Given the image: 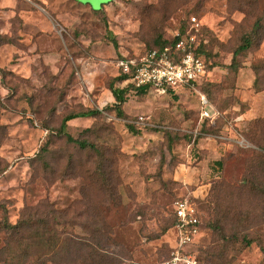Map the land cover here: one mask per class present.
<instances>
[{
	"label": "rangeland",
	"instance_id": "1",
	"mask_svg": "<svg viewBox=\"0 0 264 264\" xmlns=\"http://www.w3.org/2000/svg\"><path fill=\"white\" fill-rule=\"evenodd\" d=\"M263 13L264 0H0V220L15 222L26 207L40 215L71 208L77 222L106 223L102 245L118 264H162L175 241L174 202L190 197L210 223L219 198L232 213L221 235L206 229L193 247L201 264H219L211 254L220 244H229L230 264H264V158L249 150L262 135L246 134L264 118L251 68L264 64V20L239 69L229 68ZM193 16L211 63L207 81L175 95L121 82L120 56L193 28ZM111 86L126 90L125 119ZM201 92L214 119L201 117ZM86 109L100 115L73 119L67 130L98 151L56 131L67 113Z\"/></svg>",
	"mask_w": 264,
	"mask_h": 264
},
{
	"label": "trees",
	"instance_id": "2",
	"mask_svg": "<svg viewBox=\"0 0 264 264\" xmlns=\"http://www.w3.org/2000/svg\"><path fill=\"white\" fill-rule=\"evenodd\" d=\"M257 1V0H255ZM108 4V3H106ZM102 8L98 10H93L95 12H100ZM264 15V13H263ZM258 16L256 21L253 24V31L242 38L241 44L238 45L234 51L233 58L229 64V68L237 71L240 67L239 61H237L238 56L247 51H249L254 45V33L259 32V29L263 27L264 16ZM184 28H180V32L184 33ZM179 36H174L171 40L165 39L163 43H158L155 48H163L165 46H174L176 40ZM11 41H4L3 44H9ZM196 52L201 54L203 52L202 46L197 47ZM202 55V54H201ZM68 56L65 57L67 60ZM128 57V56H120ZM205 58V57H204ZM205 62L208 61L207 57ZM210 62H207L208 74L195 82L201 86L210 73ZM252 70L255 73V79L253 82V87L256 92L264 90V74L260 75L262 69H264V64L255 63L251 66ZM4 69L0 67V72L4 73ZM121 82L125 80V76L119 75ZM131 88L137 90L139 94H143L146 91L152 90L149 86L136 87L131 84H126ZM263 85V86H262ZM116 99V111L117 115L120 118L125 119L126 115L122 108L119 106L126 102L124 93L125 89H117L111 86ZM203 93V92H201ZM170 95H175L176 91L169 89L168 93ZM205 94V93H203ZM205 96L208 98L207 94ZM209 100V98H208ZM100 115L98 110L95 109H86L81 112L67 113L61 118V123L59 124L56 131L59 135L65 136L69 143H74L78 146L80 150L92 149L98 151V147L91 143L87 139L75 138L67 130L68 122L79 118V117H97ZM254 125L252 128L246 130V134L251 138V135L260 133L262 135L261 141L251 140L252 143H255L257 150L249 149L254 151L253 153L262 156L264 158V118H255L252 121ZM130 132H134V126L129 123L127 124ZM254 141V142H253ZM256 156V158H261ZM264 168V159L261 160ZM216 166L221 169L224 167L225 161L223 158H220L215 161ZM252 166V165H251ZM244 182H248L245 180ZM215 221L205 223L203 219V212L200 211L201 224L200 229L202 231L206 229H212L218 232L220 235L223 233L222 224L227 220L228 215L232 213V210L228 207L221 209L219 198L216 202ZM0 209L4 212V205L0 204ZM28 207L22 211V214L15 222L9 221V219L4 216L0 220V230L4 233V244L0 247V264H118V258L115 253H110L104 249L102 242L106 238L105 229L107 228L106 223L100 220H97V224L88 225L86 222H77L74 220L73 216H69L71 213V208L67 210H53L48 213L40 215L38 212L29 210ZM174 209L171 212L172 217V228L175 225L176 218L174 217ZM173 246V245H172ZM171 246V247H172ZM229 244L217 246L216 251L211 254L212 259L216 258L219 260V264H230V259L228 258V247ZM170 247V249H171ZM264 252V246L261 247ZM167 259V258H166ZM165 259V260H166ZM164 262V260H163ZM163 264V263H162Z\"/></svg>",
	"mask_w": 264,
	"mask_h": 264
},
{
	"label": "built area",
	"instance_id": "3",
	"mask_svg": "<svg viewBox=\"0 0 264 264\" xmlns=\"http://www.w3.org/2000/svg\"><path fill=\"white\" fill-rule=\"evenodd\" d=\"M193 28L184 33L177 32L174 46L152 48L138 56L117 59L123 81L136 87L149 86L157 94H166L169 89L179 86H195V82L208 74L207 62L196 49L199 44L196 34L199 30L197 17H191ZM194 29V30H192ZM202 118L214 119L215 113L205 94L200 93ZM173 230L175 241L170 254L163 264H201L197 251L193 248L203 231L200 229V209L190 197H181L174 202Z\"/></svg>",
	"mask_w": 264,
	"mask_h": 264
},
{
	"label": "crops",
	"instance_id": "4",
	"mask_svg": "<svg viewBox=\"0 0 264 264\" xmlns=\"http://www.w3.org/2000/svg\"><path fill=\"white\" fill-rule=\"evenodd\" d=\"M103 7H104V5H103ZM100 8H102V6ZM91 10H93V8H91Z\"/></svg>",
	"mask_w": 264,
	"mask_h": 264
}]
</instances>
